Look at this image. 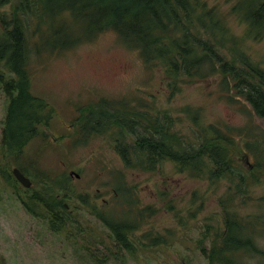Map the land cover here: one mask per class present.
<instances>
[{
  "label": "rangeland",
  "instance_id": "obj_1",
  "mask_svg": "<svg viewBox=\"0 0 264 264\" xmlns=\"http://www.w3.org/2000/svg\"><path fill=\"white\" fill-rule=\"evenodd\" d=\"M13 1L0 0V19L9 18ZM200 1L217 19L216 34L224 40L225 56L237 65L241 57L248 58L264 71V29L250 32L245 16L260 0ZM196 20L194 15L188 18V27L194 28ZM2 29L0 22V32ZM187 33L179 22H171V36L180 38ZM36 57L31 91L49 103L44 115L52 118L39 126L19 157L32 185L18 184L17 188L10 184L11 176L7 180L0 173V264H206L200 246H196L197 238H214L219 243L226 216L238 214L247 228L254 229L255 246L264 250V173L260 169L254 171L260 183L249 185L252 201L243 203L244 191H239L240 196L235 194L231 205L224 207L220 200L232 190L230 176L225 172L211 177L214 167L207 160L200 169L168 159L154 169L147 168L145 162L141 165V159L126 168L112 142L115 127L104 122L103 130L85 125L87 120L95 123L97 109L118 108L121 117L135 119L142 126L143 112L136 109L149 107L153 114L171 115L175 147L181 144L186 148L195 142L197 132L210 125L222 132L231 128L234 140L242 139L243 132L264 139L243 100L231 99L232 92L219 74L201 81L168 78L165 63L157 60L147 65L140 52L128 47L112 30L66 51ZM8 101L0 85V150ZM256 124L264 129V120L258 119ZM220 143L227 146L223 139ZM235 149L234 144L228 146L236 164L235 156L241 158L242 154L246 162L253 163L251 156L245 157V149ZM1 166L11 170L15 161H1ZM118 170L137 199L138 209L134 208L142 223L134 233L136 244L146 247L144 236L158 232L164 243L133 254L121 248L111 229L97 218L111 206ZM63 180L58 193L72 212L58 214L55 203L44 196H51ZM44 181L51 185L48 192ZM57 217L63 220L61 227L52 223ZM235 257L237 264H259L254 250L242 248ZM260 258L264 264V257Z\"/></svg>",
  "mask_w": 264,
  "mask_h": 264
},
{
  "label": "trees",
  "instance_id": "obj_2",
  "mask_svg": "<svg viewBox=\"0 0 264 264\" xmlns=\"http://www.w3.org/2000/svg\"><path fill=\"white\" fill-rule=\"evenodd\" d=\"M12 5L9 18L4 20L6 17L2 16L0 19L3 28L0 32V66L5 69H0V85L9 98L2 128L0 166L1 161L8 163L14 160L15 166L21 170L26 168L19 159L23 148L36 135L39 126L47 125L52 118L44 115L49 103L31 91V69L36 64L34 61H38L36 55L66 51L94 39L105 30L118 33L128 47L140 52L147 65H154L157 60L165 63L168 78L183 80L186 77L201 81L219 74L220 81L232 92L231 99L242 97L248 103L250 108L241 102L254 126L264 134V129L256 124L254 118L257 115L264 120V71L248 58L241 57L237 65L225 56L224 40L216 34L217 19L200 0H15ZM255 6L245 14L249 20V31L253 33L264 29V0ZM192 15L197 18L194 28L188 27L187 22ZM174 21L190 33L180 38L171 36L170 26ZM136 110L143 112L145 124L142 126L135 119L121 117L118 108L116 111L97 109L95 123L86 121L97 130L105 127L102 122L113 125L109 128L115 127L112 142L126 168H132L141 159V165L145 162L147 168L154 169L159 162L168 159L183 167L200 169L207 160L214 167L211 177L225 172L230 176L232 190L220 200L224 207L231 205L235 194L240 196L239 191H244L243 203L252 201L254 197L249 194V185L260 183L254 171L260 169L264 173V139L243 132L242 139L234 140L231 128L222 132L210 125L200 134L197 132L195 142L186 148L181 144L175 147V128L170 114H153L149 107ZM129 135L135 139L132 141ZM221 139L227 146L220 143ZM231 144L236 146L235 150L242 148L247 151L245 157L254 159L253 168L245 164L243 154L241 158L235 156L238 159L236 164L228 150ZM0 169L1 175L9 180L12 176L9 168L1 166ZM117 176L116 189L109 203L111 206L106 214L96 215L97 218L111 229L118 245L133 254L164 243L162 233H148L144 236L148 239L147 246L138 247L134 233L139 230L142 220L134 208H137V199L135 193L130 192L125 175L118 170ZM63 182L57 183L58 189H53L51 196H44L55 203L58 214L65 210L62 198L57 194ZM43 186L45 191L51 190V185L45 181ZM30 197L35 198L36 195ZM52 223L61 227L63 220L57 217ZM253 230L247 228L241 214L235 218L227 215L220 242H215L214 238L198 237L196 246H200L207 264H237L236 250L248 247L249 233Z\"/></svg>",
  "mask_w": 264,
  "mask_h": 264
},
{
  "label": "water",
  "instance_id": "obj_3",
  "mask_svg": "<svg viewBox=\"0 0 264 264\" xmlns=\"http://www.w3.org/2000/svg\"><path fill=\"white\" fill-rule=\"evenodd\" d=\"M13 173L16 176V178L24 185L30 186V179L25 176L18 168H13ZM78 176V175H77Z\"/></svg>",
  "mask_w": 264,
  "mask_h": 264
},
{
  "label": "flooded vegetation",
  "instance_id": "obj_4",
  "mask_svg": "<svg viewBox=\"0 0 264 264\" xmlns=\"http://www.w3.org/2000/svg\"><path fill=\"white\" fill-rule=\"evenodd\" d=\"M22 171V170H21ZM14 176V175H13ZM13 176H11V178H12V180H13V182H10V184L11 185H13V186H15V187H17V188H19L18 187V184H21L22 185V183L14 176V178H13Z\"/></svg>",
  "mask_w": 264,
  "mask_h": 264
}]
</instances>
